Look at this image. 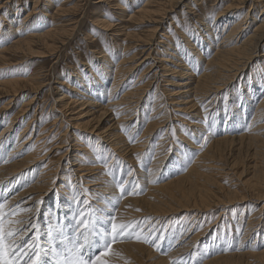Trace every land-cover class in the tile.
<instances>
[{
  "label": "rangeland",
  "instance_id": "374dc122",
  "mask_svg": "<svg viewBox=\"0 0 264 264\" xmlns=\"http://www.w3.org/2000/svg\"><path fill=\"white\" fill-rule=\"evenodd\" d=\"M197 1L181 0L172 10L166 11L168 14L162 24L153 32L155 24L147 21V16L139 18V11L148 7L152 17H159L172 0H0V132L11 120L6 136L12 141L7 144L18 137L23 138L27 150L35 149L34 161L15 169L18 172L7 174L5 171L7 176L4 178L9 179L5 183L4 178L0 180V209L4 210L0 213L2 264H93L98 256L108 254L118 242L122 246L114 250L115 258H102L104 264H203L213 259L217 260L212 264H264V166L259 168V165H264V146L260 144L253 148L246 141L240 144L238 132L225 127L228 140L217 147L216 143L212 146L210 143L209 154L203 153L209 141L222 136L224 124L232 117L228 112L226 118L227 110L222 106L224 93L228 91V102L236 103L237 97L232 96V92L241 84H238V79H226L218 93L212 90L197 104L192 105V95L179 101L180 96H188L182 92L187 91V85L192 82L182 73L184 68L188 71V55L184 54L190 52L196 59V50L187 48L184 38L188 36L191 39L203 33L205 26L202 22L233 0ZM248 4L245 10L249 8ZM253 8L254 5L248 9L249 16ZM263 17L264 8L256 20ZM102 21L109 26H103ZM19 22H28L26 24L31 27L26 31ZM16 27H19L17 31L13 29ZM196 28H200L199 32ZM47 29H54L57 35L59 31L58 38L62 40L53 43L54 38L48 37L43 46L30 43V47L2 51L18 38L31 37V42L37 33ZM220 33L217 32L215 39ZM102 50L109 55L106 56L108 59L100 58ZM256 51L253 63L261 62L264 66V42L261 47L257 46ZM104 61L108 63L109 72L103 76L101 96L95 98L91 94L87 99L81 91L86 90L83 84H88L89 80L95 84L99 79L96 77L100 76L88 78L92 77L90 68L95 73V67L99 68ZM115 65H120L125 74L118 78L117 96L127 90L125 85L133 86L136 92L133 101L129 102L131 107L127 108L135 109L128 112L126 122L120 127L114 125L118 117L107 106ZM224 85L227 90L223 89ZM241 91L246 92L245 89ZM155 102L161 103L162 110L159 109L158 118L151 120L148 118L150 113L143 109ZM200 109L202 116L196 117ZM215 109L217 113L212 115ZM212 117L216 120L210 131L205 123H210ZM152 121L158 122L153 131ZM184 138L194 144L186 146ZM185 148L186 152H178ZM7 150L5 146L0 153L5 156L10 152ZM22 150L23 156L26 155L27 151ZM202 153L209 156L206 159L201 157L204 159L201 162L205 163L197 181L187 178L188 169ZM96 155L99 156L97 159ZM44 164L50 167L48 187L44 186L48 192L34 188L19 196L17 202H9L37 181V172L43 169ZM149 169L155 173H148ZM82 173L89 182L94 176L99 178L97 184L89 188L85 186L88 182L82 180L80 183L77 176ZM102 180L113 181L117 196L126 200L122 212L119 209L116 214L117 205L111 206L113 210L108 217H115L112 222L101 218L97 211L101 197L107 198L106 193L96 190L102 189ZM168 181L173 182V186H181L182 192L171 196L166 190L162 195L160 189L155 194L159 201L155 198L151 201L158 204V211H170V214L165 220L153 218L152 214L140 215L137 211L144 213L142 210H147V204L152 203L143 200L146 191L150 190L151 196L153 186ZM77 182L79 184H75ZM61 186L66 187V193L62 192ZM134 199L140 202L139 206L131 203ZM6 203L9 206L3 208ZM26 203L30 211L22 222L28 219L27 227L30 228L15 241L12 239L25 228L13 226V217L16 207L28 205ZM154 219L162 220L153 226ZM248 222H251V229L247 228ZM131 242L138 243L139 248L126 249L125 246ZM176 249L181 254L176 255Z\"/></svg>",
  "mask_w": 264,
  "mask_h": 264
},
{
  "label": "bare ground",
  "instance_id": "6f19581e",
  "mask_svg": "<svg viewBox=\"0 0 264 264\" xmlns=\"http://www.w3.org/2000/svg\"><path fill=\"white\" fill-rule=\"evenodd\" d=\"M181 0H172V3H168L169 7L167 10L163 11L162 15L159 14V17H152L151 15V10L148 9V7H143L138 14L139 18H144L145 16H147V21L154 23V31H156V28L162 24V21L164 19V17L166 16V14H168L166 11H170L173 9L174 5H177ZM168 2V0H167ZM198 2L197 0H195V3ZM253 2V3H252ZM254 2H256V4H254ZM182 3V2H181ZM249 3L248 7H252V5H254V8L251 10L250 12V16H249V8L247 10H245L246 4ZM189 4V3H187ZM150 5V4H149ZM167 7V6H166ZM163 8V7H162ZM264 8V0H233L232 3L228 4L227 6H225V8L222 10L220 9L219 12H216L215 14H212L210 16V18H206V22H202V25H204V32L201 33L199 36L193 37L190 39V37H186L184 38V41H186V44H188L187 48L192 49L195 54H196V59L195 57L192 58V55H190V52H187L184 54L185 56H187V61L188 63H186V70L185 68L182 71L183 75H186L187 79L189 81H192L189 85V89H187V91H184L182 93H187L188 96L184 97V96H180L179 98H181L179 101L184 100L185 98H188L190 95H192L193 98V103L192 101L189 103H192V105L199 103V101H201L202 98H204L203 96H208L210 94V92L213 90H216L215 92L218 93V91H220V89H222V84L225 83V80L228 79L230 80L231 78H233V80L238 79V84L240 83L241 85L237 87H234L233 92H232V96L237 97L236 99V103H230L227 101V92L226 91L224 93V101H223V105L224 109L227 110L226 113V118L228 117V112L230 115H232V117L230 118L229 122L224 124V130L222 129V136L214 139L212 142L209 141L208 145L206 146L207 149L203 152V153H207L209 154V152H207L208 149H210L211 147H208L211 143V146L216 143V146H220L222 145V142H226V140H228V135H227V131L228 129L225 127H229V129L231 130V132H238L237 137H239L240 141H238L240 144H242L244 141L248 142L250 146H252L254 148L257 147L258 145L262 144L264 146V66L263 64H261V62H255L254 61V57H256L255 55H253L256 51L257 46L261 47V43L264 42V17L261 18L260 20H256L257 15L260 13V11ZM164 10V9H162ZM29 15V14H28ZM155 15V14H154ZM168 16V15H167ZM167 18V17H166ZM140 19V20H142ZM42 20V19H41ZM249 20V22L247 23V21ZM202 21V20H201ZM43 22V21H42ZM143 22V21H142ZM213 22V23H212ZM28 22H23V24L21 22H19V24L23 27V29H25L27 31L28 28L31 27V25L29 26V24H26ZM103 26H109V24L107 22L102 21L101 23ZM41 25V22L40 24ZM38 25V26H39ZM173 25V24H172ZM245 26V27H244ZM11 25L9 26V28L11 29ZM14 27V26H13ZM196 27V26H195ZM207 27V28H206ZM19 27L13 28L16 31L18 30ZM22 28V27H20ZM202 28V27H201ZM158 29V28H157ZM197 29V28H196ZM199 29H197V32H199ZM20 30V29H19ZM54 30V29H53ZM51 29H47L46 31L43 30L42 33H37V35L34 37V39L32 38L31 42L29 40V37L27 39L23 37V39L18 38L15 40V42L13 41V43L11 44L10 47H5L2 51H8L11 48H26V47H30V43L31 45L34 46H43L44 42L46 41V38L48 37H52L54 39H52L53 43H57L60 42L62 40V38H58V35L60 34V32L58 31V35L55 34L56 32L53 31ZM57 31V30H56ZM67 31V30H66ZM219 33V31H221V33L219 34V36L216 37L217 32ZM12 32L14 33V30H12ZM20 33V32H19ZM166 34V33H165ZM193 35V34H192ZM58 38V39H56ZM65 40V38H64ZM146 41V40H145ZM52 43V45H53ZM207 43V44H206ZM55 45V44H54ZM191 47H190V46ZM193 45V47H192ZM33 50V49H32ZM183 50V48H182ZM259 50V49H258ZM187 51V50H186ZM189 51V50H188ZM261 51V50H260ZM103 55H101L100 58L103 59H108V57H106V53L104 50L101 51ZM185 52V51H184ZM181 53V55H183V53ZM193 53V52H192ZM109 56V55H108ZM111 56V55H110ZM0 57H1V53H0ZM112 57V56H111ZM110 57V58H111ZM2 58V57H1ZM4 58V57H3ZM114 58V57H113ZM122 59V58H121ZM257 60V59H256ZM106 61V60H105ZM104 61V62H105ZM108 61V60H107ZM166 61V60H165ZM1 62V61H0ZM102 62L103 66L97 68L95 67L96 71L95 73H93L92 69L90 68V75L92 77H88V78H95L96 76H99L98 74H100L98 80H95V84L91 83V81L89 80L88 84H83V88L86 90H81L84 91L85 94H83L81 91H79V94L81 92V94L85 95L84 97H88L87 99H89L91 94H94V97L96 98L97 96H101L100 93H102V90L100 88V85L103 83V80L105 77L104 74H108V70H107V65L108 63H104ZM111 62H109L110 64ZM185 64V63H184ZM111 65H109L108 67H110ZM94 68V67H93ZM111 69V68H110ZM129 69V68H128ZM113 74V73H111ZM248 76L245 78L244 82L243 79L245 77V75ZM32 75V74H31ZM119 75V77H117ZM125 74L123 72V69L120 65H115L114 66V75L112 76V82L110 83V88H109V95H107L108 99H107V106L109 108H111L114 111V114H116L115 116L118 117L115 121H114V125L116 127H120V125H123L124 121L126 120L127 116H129L128 112H131L133 109L128 110L127 108L131 107L130 103L131 101H133V95H135V91H133V86H127V90H125L120 97L117 96V92L115 91L117 89V84H119L118 78L120 77H124ZM78 78H80L78 76ZM9 81V80H8ZM77 81V79H76ZM96 81H98V83H96ZM106 82V81H105ZM128 83V82H126ZM104 84V83H103ZM185 84V83H184ZM93 85V86H92ZM96 85V86H95ZM227 85V84H226ZM226 85H224L223 89H226ZM235 85V84H234ZM245 89V93H243L241 90ZM259 89L258 91H255ZM112 91V92H111ZM244 91V90H243ZM259 93V94H258ZM220 94V93H219ZM154 95V94H153ZM181 95V94H180ZM256 95V96H255ZM140 96L136 97L137 99ZM234 97V99H235ZM93 98V97H92ZM91 98V99H92ZM89 100H87L88 102ZM162 101V100H161ZM160 101V102H161ZM86 102V103H87ZM252 102V103H251ZM185 103V102H184ZM236 104V105H235ZM89 105V104H87ZM145 105V104H143ZM208 105V104H207ZM97 106V105H96ZM209 106V105H208ZM145 107V106H144ZM161 107V103L159 102H155L153 105L151 106H146V108L143 109V111L146 109V113H150V116L148 118H158V114L159 111H161L162 109ZM166 107V106H165ZM204 107V106H203ZM149 109V111L147 112V110ZM161 109V110H159ZM249 111H248V110ZM204 110V109H203ZM201 109L197 110V115L196 117H200L202 116L201 113ZM205 112V111H204ZM207 112V111H206ZM128 113V114H127ZM214 113H217V109H215V112L212 113V115H214ZM127 114V115H126ZM134 115V113H133ZM139 115V114H138ZM195 115V114H194ZM141 116L143 118L144 116V112L141 113ZM163 119V118H162ZM199 119V118H198ZM152 120V119H151ZM216 117H212L210 120V123H205V125H209L208 129L211 131L212 127L215 123ZM112 121V120H111ZM194 121V120H192ZM263 121V122H262ZM126 122V121H125ZM162 122V121H159ZM196 122V121H195ZM88 123V122H87ZM128 123V122H127ZM131 123V122H130ZM158 122H154L152 121L153 129L157 126ZM200 123V122H199ZM202 123V122H201ZM11 124L12 121L10 120L9 122H7L5 124V128L0 132V149L6 146V149L10 150V152H6L7 154H5V156L2 155V153H0V180H2L4 177L7 176V174H12V172L16 171L15 169H19L20 167H24L27 164H29V162H31L34 158H33V153L34 150H27L26 148V144H24L25 142H23V138L18 139V137H16V140H14L13 142H11L10 144H7L9 141H12V139L8 138V136H6V134L10 131L11 128ZM161 124V123H159ZM190 124V123H189ZM128 125V124H127ZM195 125V124H194ZM201 127V125H200ZM133 128V127H132ZM147 128V127H146ZM135 129V128H134ZM148 129V128H147ZM177 129V128H176ZM199 129V128H198ZM205 129V128H203ZM263 129V130H262ZM25 130V129H24ZM149 130V129H148ZM196 130V129H195ZM201 130V129H200ZM117 131V130H116ZM176 131V130H175ZM182 131V130H180ZM197 131V130H196ZM202 131V130H201ZM103 132V131H102ZM112 132V131H111ZM178 132V131H177ZM127 133V132H126ZM130 133V132H128ZM184 133V132H182ZM109 134V133H108ZM122 134V133H121ZM208 134V133H207ZM143 135V134H142ZM148 135V134H147ZM150 135V134H149ZM148 135V136H149ZM199 135V134H198ZM211 135V134H210ZM235 135V134H234ZM6 136V137H5ZM114 136V135H113ZM187 136V135H186ZM185 136V137H186ZM202 136V135H201ZM232 136V135H231ZM117 137V136H116ZM182 137V136H181ZM217 137V136H216ZM5 138V139H4ZM26 138V137H25ZM80 138V137H79ZM120 138V137H119ZM118 138V139H119ZM138 138V137H137ZM230 138V136H229ZM105 139V138H104ZM184 144L186 146H192V144L194 143H190L189 139L184 138ZM204 140V139H203ZM109 142V141H108ZM88 143V142H87ZM146 143V142H145ZM183 143V142H182ZM202 143V142H201ZM98 144V143H97ZM11 145V147H10ZM77 145H80V143H78ZM198 145V144H197ZM248 145V144H247ZM144 146V144H143ZM81 147V146H79ZM121 147V146H120ZM139 147V146H138ZM194 147V146H193ZM261 147V146H260ZM59 148V147H58ZM97 148V147H96ZM119 147H117L116 149H118ZM127 148H129V146H127ZM136 148V145H135ZM140 148V147H139ZM214 148V147H213ZM27 151V154L23 156V150ZM137 149V148H136ZM142 149V148H140ZM144 149V148H143ZM163 149V148H162ZM204 149V148H203ZM216 149V148H214ZM259 149V148H258ZM257 149V150H258ZM261 149V148H260ZM259 149V150H260ZM263 149V148H262ZM7 150V151H8ZM103 151V147L101 149ZM120 150V149H119ZM130 150V149H129ZM256 150V149H255ZM253 150V152L255 151ZM128 151V150H127ZM131 151V150H130ZM129 151V152H130ZM135 151V150H134ZM162 151V150H161ZM186 148L181 151H178L179 153H183L186 152ZM202 152V151H201ZM200 152V153H201ZM216 152V151H215ZM25 153V152H24ZM199 154L198 157H200V159H196L193 162V165L188 169L187 172H189V174H187V178L190 177V179H194L195 181H197V177L201 174V166L205 163L201 162V160H204L201 157H208L209 155H204V154ZM258 153V152H257ZM256 153V154H257ZM261 153V152H260ZM36 154V153H35ZM212 154V153H211ZM253 154V153H252ZM16 155V156H15ZM263 155V153L261 154ZM23 156V157H22ZM17 157H22L20 160H15V158ZM36 157V156H35ZM99 156L96 155L95 158L97 159ZM189 157V156H188ZM187 157V158H188ZM197 157V158H198ZM255 157H258L257 155ZM261 157V156H260ZM123 158V157H122ZM183 158V156H182ZM259 158V157H258ZM258 158H256L258 160ZM263 158V157H262ZM127 159H131L127 158ZM162 159V158H161ZM181 159V158H180ZM209 159V158H208ZM255 159V160H256ZM177 160V159H176ZM262 160V159H261ZM21 163H20V162ZM34 161V160H33ZM133 161V160H131ZM161 161V160H160ZM178 161H180L178 159ZM182 161V160H181ZM189 161V160H188ZM187 161V162H188ZM186 162V163H187ZM208 162V161H207ZM38 163V162H37ZM152 163V162H151ZM168 163V162H167ZM179 163V162H178ZM185 163V161H184ZM259 162H257L258 164ZM262 163V162H260ZM153 164V163H152ZM151 164V165H152ZM156 164V162H155ZM154 164V165H155ZM264 164V163H263ZM150 165V167H151ZM153 165V166H154ZM34 166V165H33ZM46 164L42 165L41 170H39V172H37V176H36V180L33 183H31V185H29L28 188L23 189L24 191L21 193H18L17 195H15V197L9 199V202L12 203V201L15 200V202L18 201L19 196L24 195L26 192H31L32 189L37 188V189H42L45 192H48V183H49V178L50 176H48V174L50 173V167H45ZM125 166V165H124ZM260 166H264V165H259ZM99 167V166H98ZM122 167V166H121ZM261 167V168H262ZM87 168V167H86ZM138 168V167H137ZM178 168V167H177ZM260 168V169H261ZM78 169V168H77ZM156 169V168H153ZM148 170V173H152L154 170ZM33 170V169H32ZM85 170V169H84ZM158 170V169H157ZM257 170V169H256ZM6 171V173H5ZM27 171V170H25ZM34 171V170H33ZM92 171V170H90ZM258 171V170H257ZM261 171V170H260ZM264 171V170H263ZM261 171V172H263ZM18 172V171H16ZM65 172V171H64ZM43 173V174H42ZM72 173V172H71ZM155 173V171H154ZM259 173V171H258ZM34 174V173H33ZM68 174V173H67ZM76 174V173H75ZM104 174V173H102ZM32 175V174H31ZM47 175V177H46ZM73 175V174H72ZM84 173L80 174L77 176V178L79 179L78 181L81 183L82 180L83 182H88L85 184V186H88L89 188L91 186H94L97 184L96 181H98L99 178H97L96 176H94L92 179L90 180L92 182H89L88 180H85L86 178H83ZM91 174H89L90 176ZM29 176V175H28ZM33 176V175H32ZM69 176V175H68ZM129 176V175H128ZM145 176V175H144ZM183 176V175H182ZM35 177V176H34ZM65 177V176H64ZM70 177V176H69ZM87 177V176H86ZM142 177V176H141ZM30 179V177H28ZM32 178V177H31ZM149 178V176H148ZM176 178V177H175ZM174 178V179H175ZM185 178V177H184ZM255 178V177H254ZM9 178H4V183L8 180ZM28 179V180H29ZM68 179V178H67ZM72 179V178H71ZM76 179V178H75ZM150 179V178H149ZM147 179L145 182L148 183ZM172 179V178H171ZM180 179L181 175H180ZM43 180V181H42ZM47 180V181H46ZM77 180V179H76ZM176 180V179H175ZM183 180V179H182ZM180 180V181H182ZM264 180V178H263ZM32 181V180H30ZM42 181V182H41ZM75 181V180H73ZM103 183L101 182V188H96V190H100L103 193H106L105 195L107 196V198H105V196L101 197V206H99L97 209L99 216L101 218L104 219H108L107 222H112L115 221V217L112 219L111 217H108L109 214L111 213V211L113 210V208H111V206L113 205H117L118 209H116L115 213L117 214V211L120 209H123V206L126 202V200H124V198H120L117 196V194L115 193V187L112 186V182L110 180L109 181H104L102 180ZM154 181V180H153ZM157 181V180H156ZM184 181V180H183ZM206 181V180H205ZM25 182H28L27 180H25ZM79 182L75 183V184H79ZM138 182V181H137ZM144 182V184H146ZM256 181H254L255 183ZM2 183V182H1ZM16 183V182H15ZM70 183V182H69ZM152 183V182H151ZM173 182L168 181L166 183H162V184H158L156 186H153L154 189L151 191V196H149L150 194V190L146 191L147 193H145L146 195L144 196L143 200L146 201H151L152 198H155L154 200L159 201V197H157L156 199V195L157 192H159V190L161 189V194L163 195L164 192H169V195L174 196V194L176 192H182V187L181 186H173L172 185ZM175 183V182H174ZM29 184V183H28ZM65 184V183H64ZM149 184V183H148ZM256 184V183H255ZM46 188H44V186H46ZM69 185V184H68ZM74 185V184H73ZM181 185V184H180ZM6 185H4L5 187ZM65 186L67 187V184H65ZM65 186H61L62 187V192L66 193V187ZM144 186V185H143ZM254 186V185H253ZM8 187V186H7ZM71 187V185H70ZM149 187V186H148ZM264 187V186H263ZM23 188V185H22ZM175 188V189H174ZM6 189V188H5ZM19 188H16V190ZM47 189V190H46ZM95 189V188H94ZM93 189V190H94ZM117 189V188H116ZM147 189V188H146ZM167 190V191H166ZM43 191V192H44ZM71 191V190H70ZM73 192V191H72ZM75 192V191H74ZM92 192H96V191H92ZM154 194H153V193ZM69 193V191H68ZM77 193V192H76ZM82 193V192H81ZM118 193V192H117ZM30 194V193H29ZM97 194V193H95ZM261 194V193H260ZM100 195V194H99ZM125 195V194H124ZM161 195V196H162ZM39 196V195H38ZM73 196V195H72ZM75 196V195H74ZM73 196V197H74ZM120 196V194H119ZM43 197V196H42ZM76 197V196H75ZM74 197V198H75ZM141 198V197H140ZM143 198V197H142ZM69 199V198H68ZM27 200V199H26ZM64 200V199H62ZM78 200V199H77ZM57 199L54 200V202L56 203ZM8 202V204H9ZM53 202V203H54ZM152 202V201H151ZM165 202V200H164ZM163 202V203H164ZM96 203V202H95ZM130 203V202H129ZM131 203L135 204L137 203V205L139 206L140 202L137 201L136 199L132 200ZM143 203V202H142ZM141 203V204H142ZM161 203V201H160ZM162 203V204H163ZM167 203V201H166ZM165 203V204H166ZM7 204V203H6ZM3 205L2 207H7L9 205ZM15 204V203H14ZM28 204V203H26ZM1 205V204H0ZM24 205V206H23ZM55 205V204H54ZM95 205V204H94ZM97 205V204H96ZM158 204L156 202H152V203H148L147 210H142L141 211H137L140 215L142 214H152V216H154L153 218H164L167 217L170 214V211L165 212V211H158L157 206ZM28 205L25 204H20L16 207V215L13 217V221H12V225L15 227H19L22 229V227L25 228V230L21 233L20 235L16 236L15 238H13L12 240L18 241L19 239H21L23 237V235L29 231V228L27 227V220L26 222H22V219H24L25 217L27 218L28 216L27 213L30 211V209H28ZM62 206V205H60ZM32 207V206H31ZM136 207V206H135ZM111 208V209H110ZM127 208V207H124ZM131 208V207H130ZM164 208V207H163ZM10 209V208H9ZM49 209V207H48ZM51 209V208H50ZM2 208L0 209V213H1ZM54 210V209H52ZM63 210V209H62ZM128 210V209H126ZM134 210V209H133ZM132 210V211H133ZM33 211V210H31ZM124 211V210H123ZM135 211V210H134ZM2 212H4V210H2ZM122 212V211H121ZM160 212V213H159ZM37 213V212H36ZM132 214L138 215L137 213H133L130 212ZM50 214V213H49ZM132 214L130 217H132ZM6 215V213H5ZM14 215V214H13ZM3 216V215H2ZM122 216V215H121ZM120 216V217H121ZM150 216L148 219H151ZM99 217V218H100ZM6 218V217H5ZM4 218V219H5ZM84 218V217H83ZM123 218V217H122ZM125 218V217H124ZM129 218V217H128ZM1 219V217H0ZM3 219V218H2ZM48 219V218H47ZM195 219V218H194ZM25 220V219H24ZM128 220V219H127ZM162 219H154L152 220L154 222V225H157L158 222H161ZM1 221V220H0ZM18 221V222H17ZM105 221V220H104ZM122 221V219H121ZM33 223V222H32ZM117 223V221H116ZM115 223V224H116ZM149 223V222H148ZM1 224V223H0ZM9 224V223H8ZM80 224V223H78ZM114 224V223H112ZM2 225V224H1ZM4 225V223H3ZM83 225V224H82ZM103 225H105V222H103ZM6 226V225H5ZM62 226V225H61ZM60 226V227H61ZM65 226V225H64ZM112 226V225H111ZM115 226V225H114ZM8 227V226H7ZM14 227V228H15ZM85 227V226H83ZM121 227V226H120ZM124 227V226H123ZM122 227V228H123ZM10 228V227H9ZM59 228V227H58ZM117 228V227H116ZM247 228L251 229V222L247 223ZM1 229V228H0ZM6 229V228H5ZM8 229V228H7ZM102 229V227L100 228ZM13 230V228H12ZM14 230H17L14 229ZM61 230V229H60ZM120 230H124V229H120ZM2 231V230H1ZM189 231V230H188ZM6 232V231H5ZM2 233V232H1ZM10 234V233H9ZM86 234V233H85ZM117 235V234H116ZM8 236V235H7ZM11 236V235H10ZM114 236V234H113ZM82 237V236H81ZM84 237V236H83ZM96 237V236H95ZM98 237V236H97ZM120 237V236H119ZM29 238V237H28ZM86 238V236H85ZM99 238V237H98ZM118 238V237H117ZM112 239V237L110 238ZM10 240V239H9ZM103 240V238H102ZM117 240V239H116ZM34 241V240H33ZM120 241V240H119ZM193 241V240H192ZM102 242V241H101ZM108 242V241H107ZM106 242V243H107ZM117 242V241H116ZM129 242V241H128ZM125 243V242H124ZM157 243V242H156ZM192 243V242H191ZM18 244V243H17ZM103 244V243H102ZM127 244V243H126ZM186 245V244H185ZM14 246V245H13ZM119 246H122V244L120 242L118 243H114L113 248H111V250L109 251L108 254L106 255H100L98 256V260H96V263H94V259L92 260L93 264H102V258H104L105 260H107V258L109 259H114L115 256H113V254L115 253L114 250H116V247L119 248ZM157 246V244H156ZM177 246V245H176ZM8 247V246H7ZM82 247V246H81ZM80 247V248H81ZM99 247V246H98ZM1 248V247H0ZM126 249H133L136 250L139 248V244L135 243V242H131L128 243L125 246ZM181 248V247H180ZM252 248V247H251ZM11 249V248H10ZM89 249V248H88ZM154 249V248H153ZM184 249V248H183ZM24 250V249H23ZM27 250V249H26ZM106 250V247H105ZM182 250V249H181ZM103 251V250H102ZM119 251V250H117ZM187 251V250H186ZM138 252V251H136ZM181 252V251H180ZM177 251L176 249V255H179L178 253H180ZM123 253V252H122ZM174 253V252H173ZM183 253V252H182ZM2 254V251H0V255ZM119 254V253H118ZM121 254V253H120ZM125 254V253H124ZM181 254V253H180ZM115 255V254H114ZM248 255V253H247ZM263 255V254H262ZM7 256V254H6ZM52 256V255H51ZM118 256V255H117ZM174 256V255H173ZM222 256V255H221ZM258 256V255H257ZM172 257V256H171ZM170 257V258H171ZM219 257V256H218ZM96 258V257H95ZM122 258V257H121ZM120 258V259H121ZM213 258V257H212ZM211 258V259H212ZM216 258V257H215ZM226 258V256H225ZM261 258V257H260ZM264 258V257H263ZM55 259V256H54ZM57 259V258H56ZM92 259V258H90ZM97 259V258H96ZM117 259V258H116ZM173 259V258H172ZM257 259V257H256ZM104 260V261H105ZM207 260V259H205ZM217 259H213L210 261H206L207 263L203 262V264H212V262L216 263ZM6 261V260H5ZM4 261V262H5ZM31 261V260H30ZM115 261V260H114ZM29 262V261H28ZM229 262V261H228ZM260 262V261H259ZM105 263V262H104ZM103 263V264H104ZM213 263V264H214ZM219 263V260L218 262ZM0 264H2V262L0 261ZM223 264V263H222Z\"/></svg>",
  "mask_w": 264,
  "mask_h": 264
}]
</instances>
